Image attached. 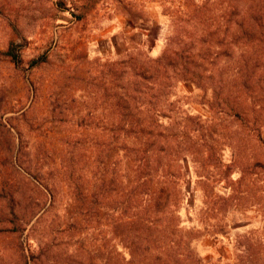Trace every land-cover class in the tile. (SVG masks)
I'll return each mask as SVG.
<instances>
[{"label": "rangeland", "instance_id": "1", "mask_svg": "<svg viewBox=\"0 0 264 264\" xmlns=\"http://www.w3.org/2000/svg\"><path fill=\"white\" fill-rule=\"evenodd\" d=\"M144 153L170 196L127 247ZM168 256L264 264V0H0V264Z\"/></svg>", "mask_w": 264, "mask_h": 264}, {"label": "trees", "instance_id": "2", "mask_svg": "<svg viewBox=\"0 0 264 264\" xmlns=\"http://www.w3.org/2000/svg\"><path fill=\"white\" fill-rule=\"evenodd\" d=\"M19 51L20 50L17 47L11 45L8 50L3 53V55L9 58L13 63H18L20 56ZM170 53L172 56L179 54L178 52L171 51L168 45L164 49L162 55H166L168 57ZM170 61L173 64L174 61ZM131 82L132 81H128L127 86ZM134 91L138 93V87ZM131 93H133L132 90L130 88H126L124 95L122 96L123 98H121L123 104L121 130H124L126 133H130L131 130H138L140 134H145L148 137V140H150L151 136L153 135L152 130L148 129V127H143V117L139 116L137 112H134L136 107L131 103ZM147 119H149V124L151 125L156 123V118L153 115ZM152 145L153 142L149 141L148 146ZM140 161L141 164L138 165L139 171L135 181V186L129 192L127 200L128 214L126 216V224L128 229L125 238V241L128 242L127 247L134 245L135 241L138 242V244L141 242H151L149 237L142 233V230H145L149 227V225L154 223L155 219L153 218V215L161 213L168 206V200L170 196L167 186L161 185L160 182H154L152 172L156 173L158 166L153 167V164H155L153 155L148 156V154H145V156ZM168 257L169 258L164 260V262H161V257H157V259H159L158 264H173L172 257ZM132 260V251H130L127 261L131 262Z\"/></svg>", "mask_w": 264, "mask_h": 264}]
</instances>
